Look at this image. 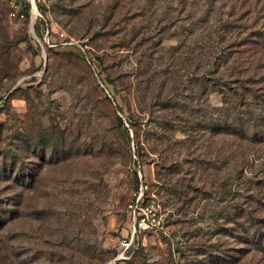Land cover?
Segmentation results:
<instances>
[{
	"label": "rangeland",
	"instance_id": "rangeland-1",
	"mask_svg": "<svg viewBox=\"0 0 264 264\" xmlns=\"http://www.w3.org/2000/svg\"><path fill=\"white\" fill-rule=\"evenodd\" d=\"M0 264H264V0H0Z\"/></svg>",
	"mask_w": 264,
	"mask_h": 264
},
{
	"label": "built area",
	"instance_id": "built-area-1",
	"mask_svg": "<svg viewBox=\"0 0 264 264\" xmlns=\"http://www.w3.org/2000/svg\"><path fill=\"white\" fill-rule=\"evenodd\" d=\"M146 188L147 186L142 183L136 200L129 206L132 230L121 240L117 260H127L129 254L139 247L141 236L163 229L153 210H150L148 206H144L143 196Z\"/></svg>",
	"mask_w": 264,
	"mask_h": 264
},
{
	"label": "trees",
	"instance_id": "trees-1",
	"mask_svg": "<svg viewBox=\"0 0 264 264\" xmlns=\"http://www.w3.org/2000/svg\"><path fill=\"white\" fill-rule=\"evenodd\" d=\"M118 120H119L120 125L123 126L122 119L118 117ZM136 123H137L136 121L133 122V121L131 120V124H130V125H131V127L134 128L135 132H137V135H139V132H138V129H137L138 126L136 125ZM136 129H137V130H136ZM228 129H229V126H223V130H221V132L229 133V130H228ZM149 199H150V198L147 197L145 201L148 202ZM146 202H145V203H146ZM129 216H130V214H129ZM130 219H131V218H130ZM140 245H141V238H140V244H139V247H140ZM139 247H138V248H139ZM138 248H137L134 252H131V253L129 254V257H130L132 254H134V253L138 250Z\"/></svg>",
	"mask_w": 264,
	"mask_h": 264
}]
</instances>
